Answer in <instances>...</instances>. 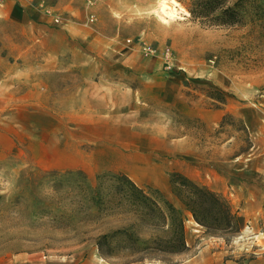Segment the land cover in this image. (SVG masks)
Returning <instances> with one entry per match:
<instances>
[{
  "label": "rangeland",
  "instance_id": "1",
  "mask_svg": "<svg viewBox=\"0 0 264 264\" xmlns=\"http://www.w3.org/2000/svg\"><path fill=\"white\" fill-rule=\"evenodd\" d=\"M91 1L44 3L63 24L46 16L40 38L0 28V264H264V2L240 24L206 26L177 0H165L175 16L159 0ZM67 171L86 184L120 171L160 191L187 250L136 260L120 240L101 253L96 237L131 217L98 212ZM174 172L221 194L238 232L206 233L171 193Z\"/></svg>",
  "mask_w": 264,
  "mask_h": 264
},
{
  "label": "trees",
  "instance_id": "2",
  "mask_svg": "<svg viewBox=\"0 0 264 264\" xmlns=\"http://www.w3.org/2000/svg\"><path fill=\"white\" fill-rule=\"evenodd\" d=\"M183 3L190 17L206 26H233L243 22L246 6L252 0H177ZM264 2V0H262ZM216 99V98H215ZM220 102L224 100L218 99ZM223 115L220 126L226 124ZM242 131L246 128L242 125ZM80 175L79 188L84 198L98 212L124 208L131 220L122 227L101 233L96 237L97 249L107 254V247L115 241H125L136 260L148 255H177L187 250L185 226L175 205L156 189H144L123 172L105 171L97 174L95 184H86L80 171H67L64 175ZM49 175L57 178L58 173ZM171 193L182 204L192 219L212 235L232 234L239 230L235 214L227 200L218 192L200 186L185 175L174 172L170 176ZM156 233L141 237L140 230ZM163 259V258H161Z\"/></svg>",
  "mask_w": 264,
  "mask_h": 264
},
{
  "label": "crops",
  "instance_id": "3",
  "mask_svg": "<svg viewBox=\"0 0 264 264\" xmlns=\"http://www.w3.org/2000/svg\"><path fill=\"white\" fill-rule=\"evenodd\" d=\"M77 1L78 0H3V2L0 3V28L4 27L5 24H10L12 27H18L22 29V33L26 38H32V40L34 38H40V34L37 31H39V28L43 26L41 22L46 19V16L42 14L38 4L40 2L46 4L52 3L63 10L68 9L69 7H74ZM68 26L69 25L67 24L56 30L58 33L60 32L62 36L65 35V44L68 43L65 41V37L70 39V34L67 32L69 29ZM10 70L7 71V77H15L17 74H12L14 71ZM44 71L45 70L42 72ZM5 73L6 71L4 72L2 69H0V78L2 76L6 77L7 74ZM134 166H138L140 168V172H142L141 165L136 163ZM11 261H14L13 264H25L18 262L16 259H12Z\"/></svg>",
  "mask_w": 264,
  "mask_h": 264
},
{
  "label": "built area",
  "instance_id": "4",
  "mask_svg": "<svg viewBox=\"0 0 264 264\" xmlns=\"http://www.w3.org/2000/svg\"><path fill=\"white\" fill-rule=\"evenodd\" d=\"M2 2H3V0H0V3H2ZM89 2L91 3L92 1L89 0ZM38 7L40 8L41 12H42L45 16L50 17V19H51L55 24H59V25L63 24V19H62L61 15L58 14V13H56L55 10H54L52 7H50V6H46V5H44V3H42V2H40V3L38 4ZM94 19H95L94 14L90 13V14H88V16L86 17V20H85L84 23H85L86 25L91 24V23L94 21ZM127 41H130V40H127ZM140 41H141V40H138V41H137V45H138V46H140ZM141 48H142V50H144L145 52H150V53H155V52H156V49L151 48V47H149V46L146 45V44H143V45L141 46ZM164 54H165L166 58H168V56L170 55L169 50L166 49V50L164 51Z\"/></svg>",
  "mask_w": 264,
  "mask_h": 264
},
{
  "label": "bare ground",
  "instance_id": "5",
  "mask_svg": "<svg viewBox=\"0 0 264 264\" xmlns=\"http://www.w3.org/2000/svg\"><path fill=\"white\" fill-rule=\"evenodd\" d=\"M159 2L161 4V10L163 11V13H165L166 15L175 16L176 8L167 5L165 3V0H159Z\"/></svg>",
  "mask_w": 264,
  "mask_h": 264
}]
</instances>
